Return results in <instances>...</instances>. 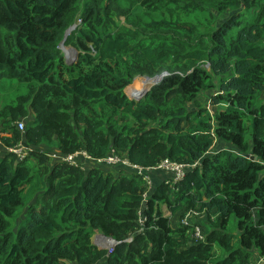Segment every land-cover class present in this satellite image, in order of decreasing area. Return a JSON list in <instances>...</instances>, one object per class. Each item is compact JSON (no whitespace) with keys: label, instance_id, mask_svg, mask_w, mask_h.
<instances>
[{"label":"trees","instance_id":"1","mask_svg":"<svg viewBox=\"0 0 264 264\" xmlns=\"http://www.w3.org/2000/svg\"><path fill=\"white\" fill-rule=\"evenodd\" d=\"M164 72L142 101L129 97L134 78ZM209 92L215 116L199 104ZM261 99L264 0H0V144L29 150L0 149V264H253L264 257ZM112 149L145 169L201 166L177 184L153 177L146 200L123 164L87 171L48 155ZM164 207L205 212L206 241L191 243ZM96 234L119 243L112 254Z\"/></svg>","mask_w":264,"mask_h":264},{"label":"built area","instance_id":"2","mask_svg":"<svg viewBox=\"0 0 264 264\" xmlns=\"http://www.w3.org/2000/svg\"><path fill=\"white\" fill-rule=\"evenodd\" d=\"M17 125H18V129L22 133H25L26 123L22 121L19 122ZM7 151L10 153L18 154L21 157H25L27 155L26 151L29 150L26 149L23 145H21L18 148L17 147L7 148ZM48 155L51 158L52 164L67 163L73 166H79L83 169H85V165H88L89 163H92L93 168L101 167V165L104 164L108 166H117L119 164H123L131 168L135 172V174L138 175L144 181L145 186L147 184L149 187H151L153 184V178L151 175L153 174V172H162L166 176V178L168 177H170L169 179L173 178V182L177 184L180 181H182L189 172L201 166L200 162L194 165H180L170 161H164L155 168L145 169L131 165L127 159H124L119 154H117L115 149H112L109 155L105 159H93L85 151L77 152L74 155H63L59 152H50L48 153ZM144 197L146 198V200H148L149 195L147 192L145 193ZM202 215H206V213L199 212L197 210H190L185 213V217L181 222L183 226L190 228L191 243L201 244L206 241V236L203 226L200 223L195 225L193 222V218ZM140 222L141 224H143L145 222V218H141ZM197 225H201V226L199 227ZM100 238H102V236ZM101 241H103L104 244L103 245L98 244V245H101L102 247H104V249H107L109 255L115 251L116 246L119 244L118 242L114 244L112 241L106 238H102ZM261 262H262L261 260L254 259L253 264H261Z\"/></svg>","mask_w":264,"mask_h":264},{"label":"rangeland","instance_id":"3","mask_svg":"<svg viewBox=\"0 0 264 264\" xmlns=\"http://www.w3.org/2000/svg\"><path fill=\"white\" fill-rule=\"evenodd\" d=\"M117 22H118L119 25H122V24L124 23V19H117ZM66 50H71V52L73 53V58L70 59V58L68 57L67 53L64 54V53L62 52L63 55H64V57H65L66 63H67L68 65H71V64H75V63H77V62H78V52H77L73 47H71V46H67V47H66ZM72 50H73V51H72ZM74 50H75L76 52H75ZM164 73H168V72H164ZM161 75H162V74H161ZM161 75H158V76H161ZM147 77H149V76H144V75H142V76H137L136 78H134L132 84L129 86V88L132 87V90H133V92H134V95L131 96V92L128 93V91H127L129 97H131L132 100H134V101H136V102H140V101L143 100L144 95H145V93H146L147 90H146L144 93H142V89L139 88L140 86L138 87V84L141 85L142 82L144 81V79H146ZM155 77H156V76H155ZM155 77H154V78H155ZM149 78H151V77H149ZM152 87H153V86H152ZM152 87H150V88L148 89V91H147L148 93L151 91ZM129 88H128V90H129ZM148 93H147V94H148ZM211 95H212V92H209V93H207L206 95L200 97L199 104L201 105V107L206 108L207 110H209V112H211V114H212L213 116H215V114H216V112H217V109H215L213 106H211V105H212V103H211L212 101H211V97H210ZM146 96H147V95H146ZM260 102H261L262 104H264V100H263V99H261ZM192 108L195 109V107H193V106H192ZM218 108H222V106H220V107H218ZM30 119H32V118H30ZM24 122H26V124H27L28 120H26V121H24ZM224 147H225L224 144H221V143L217 142L216 147H215V149H214L213 151H214V153H216L217 150L224 149ZM27 152H28V151H26V154H27ZM106 172H111V171H106ZM130 174H131V172H130ZM152 178H153V177H152ZM154 179H155L156 181H160L162 178H161V177H160V178L156 177V178H154ZM165 182H167V181H165ZM146 186H147V193H148V195H150L151 192L154 191V188H153V187H155L156 185L153 183L151 187H149L147 184H146ZM140 215L142 216V218H144V217H145V216H144V211H141V214H140ZM184 217H185V216H183V215L180 216V218H181V219H180V223L182 222V220L184 219ZM195 219H196L195 221L193 220L194 224H195V225H196V224H199V223H200L199 221H201V222H202V226H203L204 230L206 231V230H207V227L210 225L209 222H208V218L205 216V219H203V218L200 217V216H196ZM174 221H175V220H174ZM174 224H176V221L174 222ZM233 225H234V227H236V225H237V220H236V219L233 220ZM197 226L200 227L201 225H197ZM101 240H102V239H100V238L98 239L97 236H95V237L93 238V243L96 242V243H98V244L103 245L104 242L101 241ZM101 245H98V247H100L101 249H104V247H102Z\"/></svg>","mask_w":264,"mask_h":264},{"label":"crops","instance_id":"4","mask_svg":"<svg viewBox=\"0 0 264 264\" xmlns=\"http://www.w3.org/2000/svg\"><path fill=\"white\" fill-rule=\"evenodd\" d=\"M0 149L1 150H3V151H7V148H5L2 144H0ZM93 168V166H92V163H89L88 165H85V169H87V171L88 170H90V169H92ZM96 168H98V167H96ZM105 170V172L106 171H111L112 169H110V168H107V167H105L104 168ZM112 172V171H111ZM152 175V177H154V178H156V177H158V178H162L161 179V181H165L166 180V176H163L164 174L162 173V172H153V174H151ZM163 211H164V215L166 216V217H168V218H170L171 219V222H172V226H173V228L175 229L177 226H179V225H181L182 226V224L180 223V216H185V213H186V210L185 209H183L182 211H180L177 215H173L171 212H170V210L168 209V207H164L163 208ZM205 216L208 218L209 216L206 214V215H202V216H200V217H202L203 219H205ZM176 221V224H174V222ZM193 220L195 221L196 219L195 218H193ZM200 222V224L202 225V222L201 221H199ZM179 224V225H178ZM204 229V228H203ZM205 231V230H204ZM95 236H97V238L99 239L100 237H101V234H96ZM94 236V237H95ZM95 244L94 245H96V246H98V243H96V242H94ZM255 259L256 260H261L262 262H261V264H264V257H260L258 254L256 255V257H255Z\"/></svg>","mask_w":264,"mask_h":264},{"label":"water","instance_id":"5","mask_svg":"<svg viewBox=\"0 0 264 264\" xmlns=\"http://www.w3.org/2000/svg\"><path fill=\"white\" fill-rule=\"evenodd\" d=\"M75 29H76V26H72L70 29H68L67 32H66V34H65L64 40H63L62 43L60 44V50H61L64 54L66 53V50H65L66 45H65V43H66L68 37L70 36V34H71ZM72 51H73V50H72ZM74 51H75V50H74ZM75 52H76V51H75ZM71 65H73V64H71ZM168 76H169V73H163L161 76H156L154 79H157L158 77H161L162 80H161V82L159 83V84H161V83L164 81V79H165L166 77H168ZM147 78H149V77H147ZM150 79H151V78H150ZM159 84H155L153 87H155V86H157V85H159ZM153 87H152V88H153ZM147 93H148V92L145 93L144 97L147 95ZM250 159L253 160V161H256V160H257V157H256V156H250ZM101 236H102V238L109 239V240L112 241L114 244L117 243V241L114 240V239H112V238H108V237H106V236H104V235H101ZM94 244H95V243H94Z\"/></svg>","mask_w":264,"mask_h":264},{"label":"bare ground","instance_id":"6","mask_svg":"<svg viewBox=\"0 0 264 264\" xmlns=\"http://www.w3.org/2000/svg\"><path fill=\"white\" fill-rule=\"evenodd\" d=\"M65 50H66V48H65ZM66 53H67V55H68V57L70 59L73 58V53L70 50H66ZM161 80H162L161 77L160 78H157V79L146 78V79H144V81L142 82L141 85L138 84V87L140 86L139 88L142 89V93H144L146 90L148 91V89L150 87H152L155 84H158L159 82H161Z\"/></svg>","mask_w":264,"mask_h":264}]
</instances>
